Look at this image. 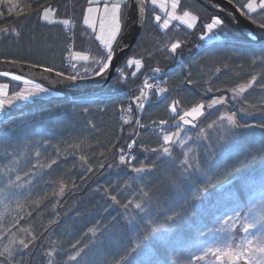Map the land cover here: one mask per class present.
Returning <instances> with one entry per match:
<instances>
[{"label":"trees","instance_id":"trees-1","mask_svg":"<svg viewBox=\"0 0 264 264\" xmlns=\"http://www.w3.org/2000/svg\"><path fill=\"white\" fill-rule=\"evenodd\" d=\"M235 1H239V6L246 2ZM50 2L58 8L60 19L71 17L75 21L74 51L99 53L98 42L91 39L80 24L87 0ZM33 7L35 0H5L0 3V28L11 26L21 31L20 37L0 35V55L55 65L58 71L68 75L63 59L69 39L62 24L49 25L38 20L35 14L27 15ZM154 10H147L129 58L134 55L144 58L146 64L143 63L140 71L153 66L168 71L166 81L169 92L167 99L155 100V95H151L153 102H146L142 111L133 108L132 122L135 123L139 117L142 124L149 125L151 121L164 119L169 122L168 131L175 132L173 115L167 110L172 99H179L185 109L200 102L207 104L214 95L231 94L227 89L246 82L251 74L264 73V64L251 63L254 58L264 56V43L253 44L236 34L232 39L203 46L198 33L192 37V31L177 28L176 24L170 26L167 32L159 30L153 21ZM202 11L207 12L204 8ZM258 13L253 14V19L259 25L264 24V16ZM204 23L202 18L198 22L201 30ZM169 38L183 41L176 54L185 57L184 65L173 63L168 52L159 50L161 45L170 43ZM233 40H237L236 43ZM126 61L119 68H124L127 79L115 83L116 73L114 80L100 93L102 97L77 99L62 94L50 98L34 97L20 107L10 108L7 115L0 119V189L7 183L4 167L12 159L9 154L14 152L17 155L23 153L17 170L22 179L31 181L30 185L25 184L15 190L18 196L12 199L7 212L0 204V212L4 213L0 225L7 227V223L16 216L19 211L15 208L16 199L24 202V198L29 197L30 202L48 194V199L39 208L26 204L23 211H19L21 217L32 213L31 217L21 221V226L33 223L36 232L44 234L36 247L24 255L25 264H47L50 258L45 253L53 247L58 254L51 259L57 264H71L67 255L71 254L70 244H75L77 240H81L78 247L88 245L86 264H115L136 244L141 247L129 259L135 258L139 264H188L191 254H195L198 246L210 238L221 220L233 209L244 208L242 205L248 197L256 198L264 191V130L260 128H232L225 122L226 128H231V133H227L218 124L208 128L204 114L196 125L186 130L192 134V151L186 152L189 163L193 164L187 169L181 163L186 152L177 144L172 145L170 156L160 151L144 152L141 145L159 148L162 140L153 128L145 130L137 124L125 125L122 122V116L126 115L120 112L119 105L127 108V90L141 75L138 72L133 78L131 73L135 67L126 66ZM218 67L221 68L220 73H216ZM189 79L192 84L187 83ZM0 82L9 81L0 78ZM260 83H264V79ZM209 86L213 87L212 92L206 91ZM216 88L222 91L216 92ZM246 98L259 108L264 92L256 88L250 90ZM240 106L245 105L235 101L232 107L218 105L213 109L205 108V112L208 109L218 117ZM86 107L89 109L87 113L83 112ZM250 111L251 115L242 119V114H238V120L250 125L264 123V111ZM89 121L96 128H92ZM201 129H204L203 133ZM83 138L89 141V146L83 151L70 147ZM130 139L137 141L133 148L136 159L118 164L116 152ZM36 150L42 153L41 163L57 157L58 163L51 170L33 168L32 174L25 178L23 173L36 164ZM101 153L104 155L101 156ZM81 154L89 157L93 167L91 173L81 168ZM101 164L104 165L102 168ZM143 165L148 166L144 172L134 171V167ZM234 168L237 171L226 175ZM10 175L15 179V173ZM59 177L65 179L69 188L63 196L53 197L51 194L58 185L50 181ZM72 183L77 187L72 188ZM205 187H208L207 192L203 191ZM245 187L249 195L244 198ZM113 195L119 203L111 199ZM136 203L141 204L143 211L135 208ZM169 216L173 219L168 220ZM93 225L98 229L94 234L88 231ZM5 243L6 239L0 240V248Z\"/></svg>","mask_w":264,"mask_h":264},{"label":"snow or ice","instance_id":"snow-or-ice-1","mask_svg":"<svg viewBox=\"0 0 264 264\" xmlns=\"http://www.w3.org/2000/svg\"><path fill=\"white\" fill-rule=\"evenodd\" d=\"M5 0H0V3H4ZM150 3L152 6L157 7L160 12L153 13V20L162 30H167L173 22H176V27L179 28L181 25L186 26L187 29H194L197 26L200 17L193 14L189 10H184L182 13L178 12V8L181 4V0H136L137 11L144 12L145 5ZM102 6V7H101ZM129 0H87V6L82 10V22L87 29H91L94 34L95 40L99 42L101 55L96 56L91 53V51H75L70 53L69 64L74 70L73 73L66 75L64 71H58L55 65H48L42 62H32L23 58H9L7 56L0 55V64H11L27 67L29 71L27 73L21 71L19 73L13 72L11 70H0V78L7 79L8 83H0V115H7V110L9 106H14L16 102L27 100L29 98L40 95L41 93H47L49 91L48 87L44 84L38 82L35 73L39 72L41 74H54L65 81H77L84 79L85 76H81L77 69V65L84 67V72L87 74L89 71L92 72L94 76H101L108 72L112 66L114 59V44L122 30V20L124 16V11L129 7ZM238 10L241 14L246 15L249 20L253 23L256 21L253 19V14H257L258 10L260 15L264 16V0H247V3L242 6H238ZM11 12L12 9H9ZM27 15L35 14L37 19L45 22L46 24H62L66 29H71L73 21L71 19H60L58 17V8L53 7L50 0H44L43 3L40 0H35V7L31 8V12L26 13ZM227 24L219 16H212L209 22L203 24L205 31L201 34V39L213 38L215 36V31L217 29H227ZM264 28V24L260 25ZM0 35H14V37H20L21 31L16 27L6 26L0 28ZM253 42H255V37H250ZM170 43L161 45V51H166L169 54H174L178 49L182 47L183 41L179 38L171 39ZM262 50H264V44H262ZM144 63V58H129L126 61V66L135 67L137 71L131 73V76L135 78L142 68ZM251 63L253 65L260 63L264 64V56L259 58H254ZM93 65L91 69L85 65ZM226 68L227 65H224ZM35 70V71H33ZM153 73H159L161 69L159 67L154 68ZM117 80L115 83H120L127 79L125 75L124 68H117ZM221 68H216V73H220ZM155 76L148 77L143 81L142 86L139 87V94L133 96L131 99L135 102L134 106L137 110L142 111L145 108L146 102L151 99V94L154 93L159 95L161 99H167V93L169 89L167 87V81H160L158 83H150V80H154ZM264 79V73H254L251 74L246 82L238 83L234 87L227 89L232 93V99L239 102L242 105L236 111H225L207 125L208 128H213L217 124L219 127L227 133H231V128H226L225 122L228 126L232 128L247 129L250 127H256L264 130V123H257L250 125L248 123H241L238 120V113L243 116L251 115L250 109H257L264 111V98L259 100V108L255 103H249L246 98V94L250 90L259 89V91L264 92V83H260V80ZM187 83L192 84L193 81L189 79ZM10 84L22 85L19 90H12L9 92ZM214 89L209 86L206 91L212 92ZM216 92L222 91L220 88L215 89ZM228 103V98L225 95L213 96L212 99L207 103H196L190 108L181 107V101L179 99H172V101L167 105V110L172 113L173 120L172 124L175 126V132H170L166 130L168 126V121L161 119L159 121H151L149 125H144L140 122V118L137 117L135 123L142 129L148 130L149 128H154L159 132L162 143L159 148H147L141 145L144 152L156 153L157 151L162 152L165 156H170L172 151V145L179 143L183 145L185 143L184 139H181V133L184 130L185 125H192L194 121L204 115L205 108L213 109L216 106H223ZM121 113L126 115L124 122H131V113L133 109V104L129 103L127 108L123 104L119 105ZM89 109L86 107L83 112L87 113ZM92 128H96V125L89 121ZM204 129H201V133ZM137 134L138 133H134ZM31 143V141H29ZM44 143H49L45 141ZM136 140H132L127 143L128 152H125L123 148L120 149L119 161L124 163H130L136 159L132 155L131 150L134 148ZM87 146H89V141L87 138L78 139L74 144L70 145L74 150L78 149L83 151ZM58 151V149H57ZM192 151V149H188ZM12 156L8 165H5L4 172L7 183L4 185L3 189H0V204L4 207V212H7L14 197L18 196L16 189L22 188L25 184H31L28 179H22V176L18 173L17 166L20 164V156L23 153L16 154L15 152L9 154ZM104 153H101L103 156ZM42 153L39 150L35 151L36 164L29 168V171L24 172L23 176L29 177L32 174L33 168L49 169L51 170L54 165L58 163L57 158H49L46 163H41ZM254 158V157H253ZM195 159V158H194ZM81 161V168H84L87 173L93 171L92 165L89 163V157L86 154H81L79 156ZM182 165L187 168L193 167V164L189 163L187 152L184 153V160L181 161ZM104 165L101 164L102 168ZM148 166L143 165L141 167H134V171L137 173L144 172ZM154 167V165H153ZM185 169V170H186ZM237 171V169H232L226 175H231L232 172ZM12 173H15V179L11 178ZM47 174V173H45ZM83 180L84 177L82 176ZM53 185H58L57 189H54L52 196H63L65 191L69 188V184L65 181L63 177L50 181ZM211 186V185H209ZM72 188L77 187L75 183L71 184ZM204 192L208 191V187L203 189ZM147 196V193H144ZM48 199V194L44 196L31 200L29 202V197L24 198V202L19 199L15 200V208L19 211H23L26 204L29 206L34 205L36 208ZM113 201H117L115 195L111 197ZM119 203V201H117ZM55 207V206H53ZM127 208V205L124 206ZM136 209L143 211L141 204H135ZM256 205L248 208L246 211H235L234 209L232 215H227L220 227L217 229L219 232L226 233L222 242H213L210 245L202 247L199 254H191L188 264H264V207L259 211H255ZM19 211L16 216L12 218L11 221L7 223V227L0 225V240L6 239L7 243L0 248V264H25L24 255L30 252L36 247L37 243L43 238V233H37L33 223H29L27 226H21V221L31 217L32 213H26L24 217L19 215ZM4 219V213L0 212V220ZM168 220H172L173 216H169ZM49 223H52L51 221ZM151 223V221H149ZM239 226V227H238ZM96 225H93L88 229L89 232L93 234L97 231ZM238 232H243V236H238ZM81 244V240H77L75 244H70L71 254L67 255V261L71 264H86L85 257L88 256V245ZM43 246V245H41ZM141 245L136 244L135 247L129 249L124 256L116 261L115 264H121V262L126 261L127 264H139L135 259H129L133 253H136L140 249ZM56 253V249L50 248L47 250L45 255L49 257L47 264H57V261L51 259ZM19 257V259L17 258Z\"/></svg>","mask_w":264,"mask_h":264},{"label":"rangeland","instance_id":"rangeland-1","mask_svg":"<svg viewBox=\"0 0 264 264\" xmlns=\"http://www.w3.org/2000/svg\"><path fill=\"white\" fill-rule=\"evenodd\" d=\"M228 2H230L237 10H238V6L240 5L238 2L239 1H235V0H227ZM185 2L186 3H189V4H186L185 5ZM245 3H247V0H246V2ZM70 6V5H69ZM102 7V6H101ZM71 8V7H70ZM202 8H204V7H202L198 2H196L195 0H181V4H180V6H179V8H178V12H180V13H182L184 10H189V11H191L193 14H196L197 16H199L200 17V20L198 21V22H200L201 21V18L202 19H204L205 20V23L206 22H209V20H210V18L212 17V16H219V15H217V13L215 14L213 11H211V10H209V9H206V8H204L207 12H203L202 11ZM127 9V8H126ZM126 9H125V11H126ZM149 9H155L154 11L156 12V13H159L160 12V10L157 8V7H154V6H152L150 3H147L146 5H145V11L143 12V22H144V19H145V16H146V13H148L147 12V10H149ZM125 11H124V16H123V20H125L124 18H125ZM202 11V12H201ZM239 11V10H238ZM239 13L241 14V12L239 11ZM201 16H203V17H201ZM241 16H243L244 18H247L248 19V17L246 16V15H243V14H241ZM221 19H223L221 16H219ZM72 21H73V25H72V27H71V29H70V31H71V33H68V30H66V28L62 25V28H63V30H65V33H66V36L68 37V39H69V43L67 44V46H66V51H67V53H66V55H65V58L63 59V65H64V67H66V69H67V72L69 73V74H71V73H73V69L70 67V64H69V60H70V53L71 52H73V48H71V46H73L74 45V42H73V37H74V30H75V21L73 20V19H71ZM123 20H122V25H123ZM224 20V19H223ZM154 21V20H153ZM225 21V20H224ZM81 23H83L82 22V16L80 17V24ZM155 23V22H154ZM156 24V23H155ZM176 24V22H173V24L172 25H175ZM225 24H227V29H217V30H214L215 31V36L213 37V38H211V39H209V38H204L202 41H201V45H203V46H209V45H211L212 43H214V42H217V41H222L223 39H232L233 38V36L234 35H236L237 34V37L238 36H241V37H243V38H245L246 39V41L247 42H250V43H253V44H262V43H264V41H255V42H253L252 41V39H250L248 36H245V35H243L242 33H240L238 30H236L235 28H234V26H232V25H230V24H228L226 21H225ZM172 25H170V26H172ZM85 26V25H84ZM156 26L158 27V25L156 24ZM142 27H143V23H142ZM142 27H141V30H142ZM181 28H185L186 30H188L189 32L190 31H192V37L194 36L195 37V35L198 33V35L201 37V34L205 31V29L203 28L202 30L200 29V26L198 25V23H197V26L194 28V29H187L186 28V26H183V25H181L180 26ZM85 28L86 29H84V30H86V32L87 33H89L90 32V34H88V36L91 38V39H93V38H95L94 37V34L91 32V29H87V27L85 26ZM159 28V27H158ZM141 30H140V32H141ZM153 30H155V28L154 29H152V31ZM159 30H161L160 28H159ZM89 31V32H88ZM200 32V33H199ZM86 33V34H87ZM69 34H71V35H69ZM140 34V33H139ZM139 36V35H138ZM120 37V34H119V36H118V38ZM118 38H117V41H118ZM138 38V37H137ZM137 40V39H136ZM117 41L115 42V44H114V48H115V46H116V43H117ZM236 41L237 40H233L232 42H235L236 43ZM136 42V41H135ZM200 42V41H199ZM135 44V43H134ZM134 44H133V46H134ZM194 44H195V42H194ZM133 46H132V48H133ZM132 48H131V50H132ZM99 49H100V46H99ZM131 50L129 51V53L123 58V60L121 61V62H123L125 59L127 60L128 58H129V54H130V52H131ZM75 52V51H74ZM93 55H96V56H99V55H101V51H99V53H96V54H94V53H92ZM172 60H173V63L175 62L177 65H184L185 64V57H182V55L179 53V54H176V53H174V54H167ZM133 57H135V58H138V57H136L135 55L133 56ZM121 62H120V64H119V66H118V68L120 67V65H121ZM145 63V62H144ZM83 64V62H81V64H78L77 65V69L75 70V71H78L79 73H80V75L81 76H83V75H91L92 74V72L91 71H89L87 74L84 72V67H82L81 65ZM146 64V63H145ZM85 66H87V67H89V69H91L92 67H93V65H85ZM154 68H156V66H153V68L152 69H147V70H144V71H140L139 70V74H141L140 75V77L138 78V80H137V82H135V83H133V84H130V86H129V90H127V100H128V105H129V103H131L132 102V104L134 103V101H132V97L133 96H136V95H138L139 94V92H138V89H139V87L140 86H142V84H143V81L146 79V78H148V77H152L153 75L155 76V79L154 80H150L149 82L150 83H158V82H160V81H166V74H167V72L168 71H162V69H161V71L159 72V73H153V69ZM135 71H137L136 70V68H135ZM132 72V71H131ZM134 72V71H133ZM117 72H115V74H116ZM115 74H114V76H113V78L111 79V81L109 82V84L114 80V77H115ZM67 75V74H66ZM89 77H91V76H89ZM89 77H85V78H89ZM84 78V79H85ZM0 83H7V82H0ZM108 84V85H109ZM19 87H22V85H19L18 87H16L15 85H11L10 84V87H9V92L11 93V91L12 90H19ZM105 89V88H104ZM104 89H102L101 91H99V92H97V93H92V94H84V95H78V96H73V95H68L69 97H72V98H74V97H76L77 99H79V98H83V99H88V98H90V99H92V98H94V99H97L98 97H102L103 95H101L100 93L104 90ZM133 93V94H132ZM59 92H56V91H54V90H52V89H50L49 88V91L47 92V93H41L40 95H38V96H35V97H40V98H50V97H58L59 96ZM132 94V95H131ZM154 93H152V95H153ZM254 95H255V93H253ZM101 95V96H100ZM259 95V94H258ZM258 95H255V96H258ZM156 96H159V95H156ZM225 96L228 98V105L229 106H231L232 107V105L234 104V102H235V100H233L231 97H232V93L231 94H225ZM32 98H34V97H32ZM32 98H29V99H27V100H22V101H18V102H16L15 103V105L14 106H9V108H8V110H7V113H8V111H9V109L10 108H15V107H20V106H22L23 104H25L27 101H31L32 100ZM152 96H151V99L148 101V103H152L153 102V100H152ZM158 100H160L161 99V97L160 98H157ZM157 99H155V100H157ZM71 100V99H70ZM131 101V102H130ZM232 104V105H231ZM236 105V104H235ZM134 106V105H133ZM241 107V106H240ZM240 107H238V108H240ZM237 108V109H238ZM236 109V110H237ZM235 110V111H236ZM138 111H140V110H138ZM204 112H205V110H204ZM170 113V112H169ZM172 114V113H171ZM205 115V118H206V121H205V124L206 125H208V124H210L213 120H215V118L217 117V116H215V114L214 113H212V112H209V110L207 109V112H205L204 113ZM239 114V113H238ZM5 115H0V119L1 118H3ZM123 117V120H122V122H124V120H125V118H126V116H122ZM202 119V116L200 117V118H198L196 121H194L193 122V124L192 125H185L184 126V130L182 131V133H181V139H184L185 140V143L183 144V145H181V144H179V143H176L177 144V146L179 147V148H181L182 150H183V152H186V151H188V149L189 148H191V135L192 134H190V131L189 132H187L186 130H190V128L192 127V126H194V125H196L200 120ZM135 124V126H136V123H134V121L132 122V120H131V122H130V124ZM124 124L126 125V123L124 122ZM128 124V123H127ZM134 127V126H133ZM135 137V136H134ZM132 140L130 139L129 141H127L125 144H124V146H123V149L125 150V152H128L129 150L127 149V143H130ZM117 153V155L115 156V160H117V163L118 164H122L120 161H119V155H120V151H118V152H116ZM131 153H132V155H133V149L131 150ZM247 191V189H246V187H245V189L243 190V197L245 198L247 195H249V192H246ZM258 193V192H257ZM258 196L255 198V197H252V196H250V197H248V199L246 200V203H245V205H242L244 208H242V207H240L239 209L237 208L235 211H241L242 213H243V211H246L248 208H250V207H252V205H256V209H255V211H259L262 207H264V191L262 190L260 193H258L257 194ZM233 214V212L232 213H230V215H232ZM222 221L223 220H221L220 221V223H219V225H218V227H217V229L220 227V224L222 223ZM239 227V226H238ZM217 229H215L214 231H212V233H211V235H210V238L208 239V240H205V241H203L202 243H201V245H199L198 246V249L195 251V254H199V251H200V249L202 248V247H204V246H206V245H210V244H212L214 241L215 242H222L223 241V239H224V237L226 236V233H223V232H219V231H217ZM244 235V233L243 232H238V236H243ZM201 264H205V262H201Z\"/></svg>","mask_w":264,"mask_h":264},{"label":"water","instance_id":"water-1","mask_svg":"<svg viewBox=\"0 0 264 264\" xmlns=\"http://www.w3.org/2000/svg\"><path fill=\"white\" fill-rule=\"evenodd\" d=\"M201 6L213 11L215 14L221 16L228 24L234 26L236 30L245 36L255 37V41H264V28H261L256 22L244 18L239 11L227 0H195ZM129 7H127V13L120 37L114 48V59L111 68L107 73L101 76H92L89 78L77 80V81H65L54 74H41L36 72V78L38 82L44 84L56 92L64 95H84L92 94L101 91L106 88L113 78L116 69L120 62L129 53L133 44L135 43L143 23V12L137 11L136 0H129ZM0 70H11L13 72H25L29 69L25 66L21 68L18 65L0 64ZM35 71V70H33Z\"/></svg>","mask_w":264,"mask_h":264},{"label":"bare ground","instance_id":"bare-ground-1","mask_svg":"<svg viewBox=\"0 0 264 264\" xmlns=\"http://www.w3.org/2000/svg\"><path fill=\"white\" fill-rule=\"evenodd\" d=\"M125 13H127V9H126ZM171 58H172V57H171Z\"/></svg>","mask_w":264,"mask_h":264},{"label":"built area","instance_id":"built-area-1","mask_svg":"<svg viewBox=\"0 0 264 264\" xmlns=\"http://www.w3.org/2000/svg\"><path fill=\"white\" fill-rule=\"evenodd\" d=\"M152 95V94H151ZM154 129V128H153ZM167 130V129H166Z\"/></svg>","mask_w":264,"mask_h":264}]
</instances>
